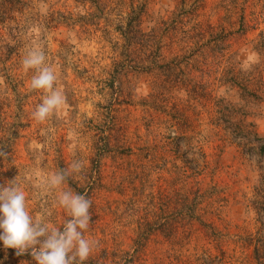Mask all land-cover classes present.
<instances>
[{"label":"rangeland","instance_id":"1","mask_svg":"<svg viewBox=\"0 0 264 264\" xmlns=\"http://www.w3.org/2000/svg\"><path fill=\"white\" fill-rule=\"evenodd\" d=\"M24 1L28 21L65 14L79 23L29 30L34 38L22 39L20 57L12 60L16 98L0 77V135L14 129L13 159L0 168V186L14 180L33 219L56 228L69 219L59 191L90 199L84 237L95 243L84 264H259L264 0H147L145 33L161 19L187 31L165 40V62L177 64L161 71L137 70L148 54L140 48L130 56L134 62L116 66L124 59L118 29L126 23L120 3L126 0H111L113 12L105 9L94 22L88 2ZM37 47L56 77L54 89L66 98L43 121L32 113L48 93L31 88L36 70L23 67ZM104 142L110 150L102 155ZM73 161L82 171L49 190L48 177ZM14 252L4 249L0 261L35 264L28 252Z\"/></svg>","mask_w":264,"mask_h":264},{"label":"clouds","instance_id":"2","mask_svg":"<svg viewBox=\"0 0 264 264\" xmlns=\"http://www.w3.org/2000/svg\"><path fill=\"white\" fill-rule=\"evenodd\" d=\"M23 67L36 70L31 88L48 93L32 113L36 120L43 121L65 103L66 98L54 89L56 77L53 70L45 66V54L40 48L28 52ZM5 155L0 153V156ZM82 167L80 161H73L67 169L51 174L47 188H60L70 176L79 174ZM13 181L0 186V243L4 249H14L16 256L28 252L35 264H84L95 243L84 237L91 221V200L70 189L59 191L57 203L67 211L69 219L62 228L50 227L42 220L33 219L26 208L24 191Z\"/></svg>","mask_w":264,"mask_h":264},{"label":"trees","instance_id":"3","mask_svg":"<svg viewBox=\"0 0 264 264\" xmlns=\"http://www.w3.org/2000/svg\"><path fill=\"white\" fill-rule=\"evenodd\" d=\"M81 1L88 2L89 7L91 8V10H93L88 14L90 15V22H94L95 18L99 19V15L103 14L105 9H107V14L113 12V8L110 6V4H113L111 0ZM81 1L78 2L81 3ZM120 3L122 6L126 5L125 7H123V9L125 10V16L121 17V15L118 14V16L121 17V22L126 21V23L118 29L123 41L124 52L122 54V57L124 59L121 63L116 64V66L118 65V67H120V64L125 66L127 63L134 62L132 60L129 61L130 56L134 54L135 48H140L144 49V51H148V54L145 53L144 57L136 62V65H138L136 66L138 68L137 70L144 71L148 68L149 71L150 69L152 70V67H154L156 70L159 69L160 71L164 69L167 70L169 68L173 69L172 65H176L177 62L174 58L169 62H165V52L163 50L165 47H167V44H164V42L165 40H168L170 37H172L171 34L177 35L180 33L185 36L184 33H186L187 31L181 28L178 29V27L174 25L177 24L175 20L172 21L174 22V24H171L168 21H164L161 19V22L159 23L160 26L158 28L152 27L148 31V33H145V31H143V29L141 28V17L146 13L145 9L147 7V0H126V2L120 1ZM182 3L183 2L179 3V6H181V8ZM26 7L27 3L24 0H0V26L5 30L6 33V37L3 39L1 37L0 39V77L3 78V85L5 86V88H7L8 86L13 87L11 88V91L15 94V98L18 95L16 86L20 85V83L17 81V73L13 72L12 60H16L20 57L19 48L23 47L24 45L22 39L26 42L27 35H30L31 39L34 38V32L33 34H31L29 33V30L40 28L42 32V29L50 30L56 29L57 27H60L62 25L68 27L70 25L79 23L78 21L71 20L72 18L68 17V15L65 14H57L56 16L50 14L46 17L28 21L26 20L27 17H25V13L28 12H24ZM196 7L197 5L193 4L189 7V9L194 12ZM12 12L16 13V15H11ZM241 19H243V16L241 17ZM79 21L81 22V24H88L81 19ZM240 28H244L242 22L240 23ZM159 31H164L166 35L162 36ZM158 88L159 91L157 92L161 93L162 85H159ZM0 92L5 94V92L3 91ZM3 99L4 98L0 99V103H3ZM5 123H7V121H5ZM249 125L252 127L251 124ZM10 126L14 127V124L10 123L9 127ZM249 132L252 133V131ZM9 133L14 134V129L8 130V136L0 135V153H6L5 156H0V168H2L6 164H10L13 159ZM252 134L256 136L255 133ZM109 144L110 143L108 142H104L103 149H99L98 151L101 152L102 155L105 154L110 150ZM262 149L264 150V146L262 147ZM96 161L97 160H94V162ZM262 210H264V206L262 207ZM262 253L263 255L261 257V260L259 261V264H264V247L262 249ZM5 255L6 254L4 253V249L0 248V259L7 257V255Z\"/></svg>","mask_w":264,"mask_h":264}]
</instances>
